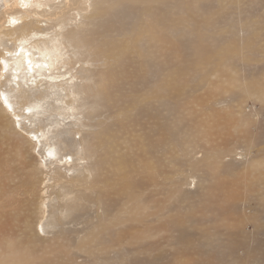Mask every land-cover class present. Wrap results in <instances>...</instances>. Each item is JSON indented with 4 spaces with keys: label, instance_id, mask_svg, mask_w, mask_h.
I'll use <instances>...</instances> for the list:
<instances>
[{
    "label": "bare ground",
    "instance_id": "1",
    "mask_svg": "<svg viewBox=\"0 0 264 264\" xmlns=\"http://www.w3.org/2000/svg\"><path fill=\"white\" fill-rule=\"evenodd\" d=\"M253 10L251 0H0V178L16 163L36 190V203L26 209L40 223L33 235L75 228L71 220L87 202L100 215L76 247L95 245L101 254L151 237L141 226L149 216L144 194L165 168L182 164L188 169L182 179L194 189L178 198L183 214L166 218L184 237L173 264H194L189 250L197 246V257H207L199 264H234L232 243L246 221L235 206L264 196V153L252 156L258 142L240 132L251 119L245 101L264 103V72L251 69L264 22ZM193 85L227 90L203 96ZM184 99L200 121L167 139L169 158L150 162L154 147L135 137L141 119L154 106ZM222 135H236L227 158L215 145ZM234 149L240 153L229 155ZM176 150L181 159L172 156ZM176 185L167 182L166 202ZM8 223L1 234L19 222ZM144 253L114 264L163 259Z\"/></svg>",
    "mask_w": 264,
    "mask_h": 264
},
{
    "label": "rangeland",
    "instance_id": "2",
    "mask_svg": "<svg viewBox=\"0 0 264 264\" xmlns=\"http://www.w3.org/2000/svg\"><path fill=\"white\" fill-rule=\"evenodd\" d=\"M251 2L253 3V9H255L253 12L259 16L262 15L260 18L262 17L261 21L264 22V0H251ZM261 37V39L255 40L256 48L260 53L252 57L256 61L251 66V69L258 75L264 72V55L261 53L264 52V30ZM182 44L183 41L180 40V45ZM220 49L222 48L219 45L215 46L216 52H219ZM188 80L189 78L186 77L184 79L185 83ZM134 88H137L140 92L145 90L140 85ZM195 89H197L199 95L206 96L209 95L208 90H227V87L195 86ZM225 100H227V97ZM191 102L192 100L184 99L174 105L154 106L150 110V114L141 119V134L135 137L140 140L141 135L145 136V143L149 140V144L154 147L152 150L154 153L147 157L150 162L160 158H169L171 154L168 152L171 150L166 145L171 140L167 139L176 131L178 133L179 130H189L200 121L199 118L195 119L187 112V106ZM17 106L16 104L15 108ZM245 110L251 115V119L245 127L241 128L240 132H246L248 138L253 136L256 139L258 143L250 149L252 150V156L257 157L264 153V103H261L258 99L249 98L245 101ZM209 113H212V111ZM106 114V112H103L102 116H106ZM183 135L185 134L183 133ZM1 136H4L3 132H1ZM235 138L236 135L231 136L230 139H227V135L217 138L219 144L215 143V145L218 147L223 146L221 148L223 149V157L227 158L226 149L234 146ZM185 140H189V138L185 136L183 141L185 142ZM233 153H240V150L236 149L235 151L234 149V152H229V155ZM172 154L174 157L180 155L181 159L179 150L174 151ZM190 159H194V156ZM180 165L181 170L180 167L174 165L165 168L163 178L156 177L155 179L157 187L148 189L144 194L142 204L147 205L146 212L149 216L141 226L142 228L149 227L151 230L146 229L145 234L149 232L152 236L144 235L137 241L131 240L129 244L120 246L119 251L114 249L110 252L98 254L95 245L76 247L77 241L84 235L87 237L86 232H89L92 228L86 226L92 221L95 222V217L100 215L95 213L96 209L93 203H84L85 205L77 213L76 219L72 218L73 222L71 220L75 228H70L68 232L53 236L51 233L42 234L40 231L38 236L33 235L32 228L36 230L40 223L38 218L34 216V211L28 214L26 209L36 203V190H32V184L26 180V176L18 164H8L7 167L3 168L4 172L7 173L6 178L2 181L0 178V226L4 223L7 224L9 220V225L13 221L19 223L13 225L10 233L1 234L2 231H0V264H114L116 261H127L128 257L145 259L147 255L144 251L148 249L155 256V259L158 257L163 258L160 262L154 261L155 264H173L172 256L178 252L177 241L184 237L178 238L175 230H170L166 218L173 217V219H176L183 214L177 206L178 198L186 194L188 189H191V191L194 189L192 184L189 186L186 184L187 182L191 183L190 178L187 180L182 179V176L188 175V169L184 165ZM167 182H176V188L178 189L169 202H166L165 196V194H168ZM252 190H255V188ZM261 195H264V190ZM262 197L261 199V197L255 195L248 198L244 205L240 202L235 206V215L238 216L237 214L243 213L246 216V221L242 225V233L237 234L239 236L238 240L232 243L235 250L234 264H264V196ZM218 199L219 195L217 194L214 200ZM161 207L163 209L159 211ZM25 214L28 216L27 222H25L27 219L21 220ZM72 214V212H69L65 221ZM114 214L115 212L112 216ZM88 218L91 221H88ZM103 219L104 216H101L100 221ZM74 230H76L75 233H73ZM121 230V227L113 228L112 233L118 235ZM193 237L194 239L199 238L198 235ZM200 241L198 239V242ZM102 247L103 245L100 246V248ZM189 251L193 254L194 264H199L201 260L207 259L205 256L197 257L198 246Z\"/></svg>",
    "mask_w": 264,
    "mask_h": 264
}]
</instances>
